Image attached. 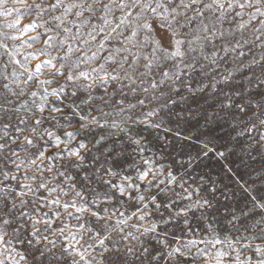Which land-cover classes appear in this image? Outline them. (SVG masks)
Segmentation results:
<instances>
[{
	"label": "snow or ice",
	"instance_id": "obj_1",
	"mask_svg": "<svg viewBox=\"0 0 264 264\" xmlns=\"http://www.w3.org/2000/svg\"><path fill=\"white\" fill-rule=\"evenodd\" d=\"M0 264H264V0H0Z\"/></svg>",
	"mask_w": 264,
	"mask_h": 264
},
{
	"label": "rangeland",
	"instance_id": "obj_2",
	"mask_svg": "<svg viewBox=\"0 0 264 264\" xmlns=\"http://www.w3.org/2000/svg\"><path fill=\"white\" fill-rule=\"evenodd\" d=\"M175 132L176 129L174 128ZM181 134L184 136L191 135L194 138L197 136L198 132L202 131L192 127L182 128ZM145 135H150V133L146 132ZM161 135H164L161 133ZM216 135V134H213ZM168 139L172 140V135L168 134ZM216 139L220 141V144L223 145L224 141L220 139L219 136H216ZM175 143V141H174ZM151 149V154L155 155L157 160V164H163L166 169L168 168H179L182 163H187L189 160V156L187 153H191L194 159L192 160L193 167L189 169L190 175L192 178H195L196 182H200V177L203 175H207L213 180L223 179L226 176V166H231L233 172L235 173V177H243L244 180L248 179V176L245 173L248 171L246 168L247 158H241L238 154L232 155L226 153L227 159L217 157L213 154H209L208 157H204L202 154L197 156V148L195 146L188 147L184 152H178L172 148H157L153 146V143H149L147 146ZM165 153L163 159L160 158V151ZM183 170V169H181ZM235 177L229 176V179H234Z\"/></svg>",
	"mask_w": 264,
	"mask_h": 264
}]
</instances>
